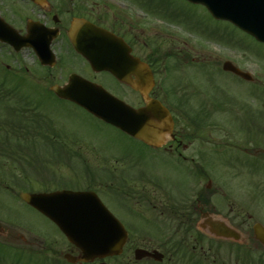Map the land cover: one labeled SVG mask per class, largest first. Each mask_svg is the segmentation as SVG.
<instances>
[{
	"label": "flooded vegetation",
	"instance_id": "flooded-vegetation-1",
	"mask_svg": "<svg viewBox=\"0 0 264 264\" xmlns=\"http://www.w3.org/2000/svg\"><path fill=\"white\" fill-rule=\"evenodd\" d=\"M11 1L12 9L6 0H0V15L19 35L27 33L29 24L33 26L39 58L32 48H24L23 51L31 54L36 66L43 73L45 71L41 80L49 81L51 78V83L63 84L71 74H77L103 86L117 97L120 96L118 91L136 95L140 99L136 107L144 103L143 96L109 72H93L86 58L75 51L68 32L77 18L104 27L121 37L129 47L130 58L135 57L145 63L154 77L157 58L153 51L149 50L144 55L139 53L129 33H120L114 27L106 26L99 17L94 19L83 3L42 0V4L38 5L30 0ZM46 44L50 55L40 52ZM50 62L54 64L49 66ZM124 72L131 80L136 79V70L131 65L128 64ZM101 74L108 75L113 80L112 84L104 83ZM23 77L17 74L18 81ZM7 93L19 98V104L4 113L8 125L18 132H13L10 139L0 141V193L17 198L19 205L26 210V216L22 214V217H18L10 211L6 202L0 203V264H160L164 261L166 264H176L184 258H193L196 264H249L251 239L260 248L258 263L264 264V243L254 238L253 226L256 221L250 223L247 211L248 174L264 195V175L250 171L247 158L252 156L255 160H263V143L249 141L244 136L214 141L211 131L205 132L202 125L196 126V115H188L196 114V105H190L186 97H171L173 100L169 101L163 88L154 83L148 96L166 106L174 120L173 137L167 138L159 148L147 146L152 151L150 159L153 154L158 157L162 174H151L140 164L142 157L133 155L128 160L115 158L116 164L112 169L104 167L100 175L91 171L77 178L84 184L72 185L69 183L70 176L55 173L53 163L57 162L58 153L66 159L75 156L84 161L76 151L73 154V141L91 139H87L86 134L73 131L66 119L60 118L51 105H44L47 101L25 100V96L30 95L19 89ZM45 93L53 95L50 90ZM216 145L234 152L217 154ZM27 175L39 179L37 189L33 190L30 184L25 185L21 176L26 179ZM79 186H83L81 189H94L102 196L111 195L103 197L116 199L127 210L133 204L143 205L157 212L152 217L156 225L161 223L179 228L171 232L138 234L136 241L145 244H137L133 235L128 234L124 245L126 248L121 254L84 260L82 252L67 240L51 220L20 198L21 192H49L78 189ZM36 214L45 222L29 216ZM232 232L237 240L223 238ZM137 248L148 252L156 250L163 257L159 261L151 256L136 259Z\"/></svg>",
	"mask_w": 264,
	"mask_h": 264
},
{
	"label": "rangeland",
	"instance_id": "rangeland-1",
	"mask_svg": "<svg viewBox=\"0 0 264 264\" xmlns=\"http://www.w3.org/2000/svg\"><path fill=\"white\" fill-rule=\"evenodd\" d=\"M72 1L85 4L89 14L94 19L99 17L106 26L114 27L120 33H129L138 52L142 55L149 53V50L153 51L157 58L154 64L157 87H163L167 92L170 87H173L176 93L173 95L169 92V101L173 100L171 97L180 95L188 98L190 105H196V112L202 111L205 116L208 113V118L203 123L212 125L213 134L211 135H215V139L244 136L249 141L264 145V43L258 42L224 20L214 19L200 4H193L186 0ZM6 3L12 9V1L6 0ZM7 13L9 16L10 13ZM6 55L10 57L7 49H0V78L8 74L20 73L24 77L19 80V86L16 89L27 91L29 98L33 100L38 95H43L38 99L41 102H48L44 105H51L60 118L66 119L73 131L86 134V138L91 139V141H73V154L76 150L84 161H80L75 156L66 159L58 153L57 162L53 163L56 174L70 176L69 183L72 185H82L84 182L77 178L85 176L87 170L96 171L100 175L104 167L112 169L115 166V158L122 157L128 160L133 155L142 157L140 164L144 165L151 174L156 176L162 174V166L157 161L158 157L153 154V158L150 159L152 151L141 142L133 141L129 136L95 119L75 104L45 93L52 79L50 78L49 81L40 79L45 75V71L43 73L34 64L31 54L23 51L18 59L7 58ZM224 61H230L241 70L249 72L254 83H247L223 71L221 66ZM6 66L9 73L4 70ZM100 78L107 84L113 82L106 74H101ZM7 80L8 84L4 88L13 90L14 86L11 85L10 78ZM118 93L132 105L139 103V97L134 94L124 91H118ZM8 104L0 102V112ZM229 130L234 132V135L230 136ZM216 146L217 154L234 152L230 148ZM247 158L249 170L263 176L264 160H255L252 156ZM219 163L217 161V165ZM27 177L29 176L27 175L25 179L21 176L25 185L30 184L32 188L34 187L33 190L37 189L40 184L36 182L39 179ZM248 185L249 209L247 211L251 218L250 223L253 221L264 223V195L249 174ZM101 198L110 212L127 225L134 241L138 234H155L167 229L171 232L175 229L159 226L161 223L150 224L146 218L152 220L157 212L143 205L133 204V207L137 208L135 211L138 216H136L132 213L133 211L130 212L117 203L116 199ZM5 202L16 216L22 217V214L26 216V210L19 205L17 198L0 193V203ZM142 215L145 218H142ZM29 216L45 222L38 214ZM136 243L145 244L143 241H136ZM250 245L252 252L259 254L260 248L255 246L252 239ZM160 264H166V262Z\"/></svg>",
	"mask_w": 264,
	"mask_h": 264
},
{
	"label": "water",
	"instance_id": "water-1",
	"mask_svg": "<svg viewBox=\"0 0 264 264\" xmlns=\"http://www.w3.org/2000/svg\"><path fill=\"white\" fill-rule=\"evenodd\" d=\"M37 2V0H34ZM204 5L217 19H225L264 43V0H187ZM41 3V2H39ZM70 37L86 36V46L74 42L94 71L106 70L118 80L138 90L145 97V104L133 108L106 92L101 86L79 76H70L62 86L53 85L51 90L60 98L70 100L88 112L126 134L144 143L160 146L172 130L170 114L160 102L147 96L152 86L149 69L137 58L129 60L128 48L119 37L84 20L73 22ZM0 40L9 43L15 50L32 45L29 35L20 37L14 29L0 18ZM136 67V79L126 76L125 63ZM223 70L230 71L245 80L249 73L243 72L231 62L225 61ZM21 197L49 217L67 239L78 247L84 258L101 254H118L126 240L122 224L100 202L93 192L55 191L27 194ZM255 237L264 242V230L254 226ZM136 252H145L141 249ZM147 254V253H146ZM150 255V254H147ZM157 256L161 257L160 254Z\"/></svg>",
	"mask_w": 264,
	"mask_h": 264
},
{
	"label": "trees",
	"instance_id": "trees-1",
	"mask_svg": "<svg viewBox=\"0 0 264 264\" xmlns=\"http://www.w3.org/2000/svg\"><path fill=\"white\" fill-rule=\"evenodd\" d=\"M8 97H6V96H0V102H6V101H8Z\"/></svg>",
	"mask_w": 264,
	"mask_h": 264
}]
</instances>
